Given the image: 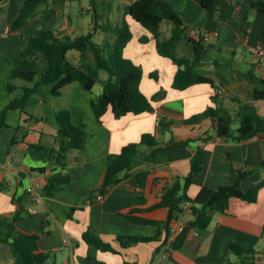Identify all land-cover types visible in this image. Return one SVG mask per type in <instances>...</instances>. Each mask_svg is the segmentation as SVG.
<instances>
[{
  "label": "crops",
  "instance_id": "1",
  "mask_svg": "<svg viewBox=\"0 0 264 264\" xmlns=\"http://www.w3.org/2000/svg\"><path fill=\"white\" fill-rule=\"evenodd\" d=\"M122 1L117 0L115 4L116 25L125 19L132 32L124 57L142 68L140 90L146 97L151 98L161 90L166 91V95L153 102L151 112L116 119L108 111L100 121L90 105L92 95L79 83L67 85L58 97L52 95L51 86H38L48 69L46 57L38 60L33 81L12 78L14 69L22 63L23 50L40 30H53L60 37L92 33L94 22L90 0H51L49 9L36 7L18 30H13L12 24L19 17L25 0L0 2V117L12 101L23 97L25 89L36 87L26 101L24 111H9L6 126H0V184L4 185L0 190V219L14 216L18 206L13 199L21 198L23 203L20 206L26 211L32 206L36 214L27 213L17 227L22 232L40 233L39 248L56 251V264H240V258L228 251L231 245L256 251L255 264H264V188L259 191L256 203L232 199L228 210L215 214L207 229L198 230V235L189 230L178 249L172 243L163 245L164 233L157 241L128 248H123L118 242V236L152 238L158 235L157 226L133 223L120 215L124 210L147 204L139 188L129 183L117 184L108 189L101 201L96 199L99 194L88 193L99 184L108 156L120 153L129 144L139 143L146 133L155 134L160 145L171 142L173 138L176 144L153 158H148L151 148L140 147L139 157L131 164L128 173L152 170L163 177H186L190 173L195 150L203 148L207 168L188 189V196L192 199L204 186L211 189L237 186L246 192L264 180V134L239 143L213 138L208 142L183 144L198 137L214 135L210 120L194 126H185L183 121L208 107H215L212 97L216 91L209 84L195 85L184 91L173 89L176 65L160 56L157 41L149 31L129 16L125 17V9L134 0H126L129 5L123 2L121 7ZM165 1L174 8L187 29L213 34L209 42L211 47L204 57V69L221 88L217 95L223 107L236 115L240 111V103L251 104L264 119V99H254L256 91H264V65L257 63L249 51V47L264 44V14L242 0H219L228 17L215 19L202 9V0ZM114 2L99 0L104 4L102 8L109 19ZM134 26L136 32H133ZM170 29L171 26L163 32V38L170 36ZM249 29L251 33L246 45L241 39ZM106 38L107 35L99 31L94 40L101 44ZM178 48L181 53L193 57V47L188 40L180 41ZM78 57L75 51L68 53L69 59ZM9 84L15 87L12 92L7 91ZM62 110L69 111L73 125L84 126L86 133L84 151L70 152L66 167L53 165L51 157L57 144L56 114ZM160 120L174 125L161 129L158 126ZM238 172L250 174L245 180L238 181ZM64 175H70L71 182L52 194L46 193L48 181ZM33 184L39 186L40 203L33 204L28 196V189ZM155 215L139 216L152 218ZM192 219L186 210L173 224L187 226ZM86 232L112 245L117 253L104 252L87 244L83 240ZM165 253L168 259L161 257ZM0 264H15L8 244H0Z\"/></svg>",
  "mask_w": 264,
  "mask_h": 264
},
{
  "label": "trees",
  "instance_id": "2",
  "mask_svg": "<svg viewBox=\"0 0 264 264\" xmlns=\"http://www.w3.org/2000/svg\"><path fill=\"white\" fill-rule=\"evenodd\" d=\"M3 0H0V2ZM51 0H25L23 9L12 24L13 30H18L38 6L49 9ZM258 8L264 14V2H252L242 0ZM93 10V32L86 35L71 37L68 35L58 36L53 30L42 29L37 37L31 38L27 47L22 52V63L14 69L12 78H20L25 81H33L37 74V63L41 57L48 60V69L42 75L38 84L52 87V95L58 97L61 90L67 85L77 82L84 90L92 95L90 105L98 121L111 111L116 119L129 114L140 115L153 110V102H158L165 97L166 91L161 90L153 97H146L140 90L143 77L142 68L131 60L124 57V49L132 39V32L125 19L118 25L101 24L99 7L103 3L99 0H90ZM202 9L215 19H226L227 12L220 6L219 0H202ZM134 22L140 24L149 31L157 41V50L160 56L170 59L177 67L172 88L179 91L200 85L209 84L216 91L212 97L215 107H208L204 112L190 119L184 120L183 125L194 126L206 120L212 122L214 135L198 137L195 140L185 141L188 145L191 141L208 142L213 138H222L226 141L239 143L247 141L264 134V119L258 114L256 108L251 104L240 103V111L236 115L230 114L220 103L217 95L221 89L216 82L210 78L204 69V57L211 45L204 41L202 36L189 38L188 30L181 21L174 8L165 0H134L124 12ZM168 22L171 26L170 36L163 38L162 26ZM103 32L107 38L98 44L95 40L97 32ZM188 40L193 47V57L180 52L178 43ZM75 51L79 54L76 59H69L68 53ZM102 72L107 73L106 79H101ZM155 78L156 75H154ZM102 82L103 88L99 95L93 93L96 85ZM33 89H25L24 95L19 100L12 101L1 113L0 126H6L5 120L9 111H24L26 101L34 92ZM15 87L7 86V91L12 92ZM255 100L264 99V91H256ZM58 132L56 136V147L52 151L53 165L66 167L67 156L72 151L83 152L85 148L86 133L84 126L72 124L71 114L67 110L56 114ZM174 124H165L160 120L159 127L165 129ZM237 125V128H234ZM176 142L160 145L155 134H143L139 143L129 144L118 154H111L107 158V166L102 174L99 184L88 193L91 195H105L109 188L120 184L129 183L142 192L147 200L145 206L124 210L121 216L130 222L157 226L159 231L156 237L142 236H118L117 240L123 248H128L139 243L157 241L165 234L163 245L166 246L169 239V231L174 219L184 211L183 203H191L187 209L192 215V221L188 223L185 230L177 237L174 248H180L189 230L196 228L205 230L211 224L215 214L225 213L234 198L249 203L258 201L259 191L264 188V180L253 186L250 190L243 192L237 186H223L218 189L201 187L195 198L188 196L189 187L194 180L207 168L203 157V148L198 147L191 159L190 173L186 177H163L152 170H140L128 173L131 164L139 157L140 147L151 148L148 158L155 157L158 153L171 148ZM264 165V163H263ZM43 171V170H41ZM250 172H238V181L245 180ZM72 180L70 175L50 179L45 186V191L52 194L55 190L68 185ZM4 187L0 184V190ZM18 207L11 219H0V244L11 246L15 257V264H56V251H43L38 242L40 233L22 232L18 222L27 216V211L20 206L23 200L13 199ZM156 215L140 217L141 214ZM264 239V226L262 231ZM83 240L104 252L117 253L112 245L103 242L99 237L86 232ZM229 252L240 258V264H255L256 251L243 249L237 245H231ZM264 252V249H263Z\"/></svg>",
  "mask_w": 264,
  "mask_h": 264
},
{
  "label": "built area",
  "instance_id": "3",
  "mask_svg": "<svg viewBox=\"0 0 264 264\" xmlns=\"http://www.w3.org/2000/svg\"><path fill=\"white\" fill-rule=\"evenodd\" d=\"M187 33H188L189 38H197L199 36H202L204 41L207 43L210 42V40L212 39V36H213V34L209 31H199L196 29H189ZM250 33H251L250 29L246 30V33L244 34V36L241 39L242 42L245 43L246 45L248 44ZM249 51H250L252 57L255 58L257 63H259L260 65H264V44H259V45L254 46V47H249ZM159 122L160 121H158V125H159ZM28 196L31 199L33 204L40 203L42 201V196L39 192V186L37 184H33L28 189ZM104 196L105 195L99 194L96 197V199L101 201L104 198ZM190 206H191V203L188 201L183 203V209L184 210L189 209ZM27 213L29 215H35L36 211L32 206H30L27 209ZM176 220L177 219H174L173 222ZM173 222H172L171 227H170V231H169L170 236H169L167 244H171V243L174 244L175 238H177L186 228V226H183V225H174ZM192 231L195 235H198V229L193 228ZM161 257L163 259H168V255L166 253L162 254Z\"/></svg>",
  "mask_w": 264,
  "mask_h": 264
},
{
  "label": "rangeland",
  "instance_id": "4",
  "mask_svg": "<svg viewBox=\"0 0 264 264\" xmlns=\"http://www.w3.org/2000/svg\"><path fill=\"white\" fill-rule=\"evenodd\" d=\"M108 1H111V0H107V2ZM116 1L117 0H115V2L112 4V14L110 15V19H109V17L107 16L108 15V13L106 12V11H103V9L104 8H102V7H99V12L101 13V15L103 16V13L104 14H106V15H104L103 17H105L104 18V25H106L107 23L108 24H110V25H112V26H114V25H116V22H117V15H116V10H115V4H116ZM87 3H88V1H86ZM123 2H126V0H123L122 2H121V7H123ZM126 5H129V2H126ZM106 7V9H108V7H109V5L108 6H105ZM86 18L87 19H91V17L90 16H88V15H86ZM107 22V23H106ZM101 24H102V21H101ZM140 25V24H139ZM170 26V24L168 23V22H166L164 25H163V27H162V29H163V32L165 33L166 31H167V29H168V27ZM138 27H141V26H138ZM141 29V28H140ZM133 32H136V28H135V26H134V28H133ZM249 56V55H248ZM212 57V56H211ZM250 57V56H249ZM107 77V73H105V72H102V74H101V79L103 80V79H105ZM102 88H103V83L102 82H99L97 85H96V87H95V89H94V91H93V93L95 94V95H99L100 94V92H102ZM73 124V123H72Z\"/></svg>",
  "mask_w": 264,
  "mask_h": 264
},
{
  "label": "water",
  "instance_id": "5",
  "mask_svg": "<svg viewBox=\"0 0 264 264\" xmlns=\"http://www.w3.org/2000/svg\"><path fill=\"white\" fill-rule=\"evenodd\" d=\"M246 1H252V2H259V1H261V2H264V0H246Z\"/></svg>",
  "mask_w": 264,
  "mask_h": 264
}]
</instances>
